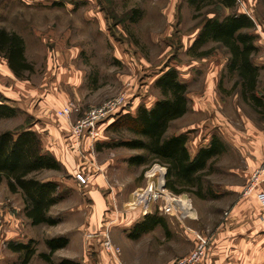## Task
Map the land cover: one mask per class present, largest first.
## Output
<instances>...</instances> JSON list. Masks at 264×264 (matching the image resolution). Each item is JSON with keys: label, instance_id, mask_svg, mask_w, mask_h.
I'll return each mask as SVG.
<instances>
[{"label": "rangeland", "instance_id": "374dc122", "mask_svg": "<svg viewBox=\"0 0 264 264\" xmlns=\"http://www.w3.org/2000/svg\"><path fill=\"white\" fill-rule=\"evenodd\" d=\"M238 1L237 9L248 13L256 24L258 51L254 61L261 67L258 93L264 95V0ZM98 5L104 10L106 22L102 30L86 15L89 8ZM133 9H138L135 20L131 18ZM216 10V6H206L195 18V10L187 0H0V28L18 32L27 43V58L34 70L25 72V80L39 85L44 78L48 79L50 70L52 76L58 77L57 93L64 94L74 104L73 114L77 119L91 107L122 94L126 97L125 107L133 113L139 105L151 107L162 97L154 81L168 66L177 68L180 79L188 83L189 111L172 122L169 133L189 131L188 145L192 152L207 145L214 134L226 142V149L212 160L205 173L212 196L202 199L181 193L192 199L195 218L183 221L185 232L178 222L170 221V252L189 250V239L195 231L212 234L218 223L229 216L232 204L244 197L242 192L250 172L264 155V112L246 102L239 88L234 86L236 76L226 69L227 50L209 42L203 46L209 51L203 57L188 52L204 17L213 15ZM72 73L80 74L76 84L70 83ZM29 117L20 112L0 119V131L14 129L27 119L28 122L33 120ZM111 117L99 125L103 142L134 137L127 131H109L107 127L116 114ZM138 153L141 151L126 147H105L98 154L101 161L112 159L110 181L123 188L117 194L119 205L127 200L130 191L145 185L147 171L161 165L154 162L132 166L127 159ZM53 173L44 171L40 176L48 178ZM65 187L61 184L62 189ZM78 194L69 191L71 198L51 208V215L63 221L61 225L34 226L24 213L21 196L11 193L5 182L1 183L0 264H53L40 256L42 252H49L45 240L53 236L73 235L74 247H77L79 231L75 225L81 219L75 214L80 213V209H67L66 204L70 200L79 201ZM121 210L125 216L131 214L126 208ZM152 213L168 217L156 206ZM118 226L121 225L109 226L111 240L126 245L127 240L120 235L131 237L132 228ZM161 226L156 237L166 233ZM105 228L103 226L99 232H104ZM11 241L29 243V250H34V254L27 263L24 262L25 252H15L8 247ZM66 253L64 249L56 251L52 255L53 262L58 263Z\"/></svg>", "mask_w": 264, "mask_h": 264}, {"label": "trees", "instance_id": "16d2710c", "mask_svg": "<svg viewBox=\"0 0 264 264\" xmlns=\"http://www.w3.org/2000/svg\"><path fill=\"white\" fill-rule=\"evenodd\" d=\"M187 1L195 10V18L200 16L206 6L212 5L218 9L213 15L204 17L188 52L203 57L209 53L203 49L209 42L224 47L228 53L226 69L236 76L234 86L239 88L240 96L260 112H264V95L258 93L261 67L254 61L258 45L253 18L237 9L238 0ZM228 9L230 12L225 13ZM136 14L138 9H133L132 20H135ZM0 56L6 59L19 79H27L25 72L34 70L26 56V41L16 31L0 28ZM154 85L160 89L162 97L151 107L139 105L134 113L124 107L107 127L115 133L127 131L134 137L115 138L109 142L98 143L96 147L98 150L102 146L140 150L141 153L127 159L129 164L142 166L158 162L166 169L165 185L168 189L176 194L187 192L206 199L213 193L212 187L206 185L205 173L212 160L224 152L226 142L214 134L207 145L192 152L188 145L189 131L169 133L172 122L189 111L188 83L180 79L177 68L168 66L155 79ZM20 112L21 109L9 99L1 97L0 119L14 117ZM32 124L33 120L28 122L27 119L24 124L14 129L0 131V184L5 182L11 193L21 196L24 213L32 225L55 226L61 219L51 215L50 210L67 196L68 191L61 188L59 181L42 178L40 174L48 170L64 169L56 156L45 149L40 133ZM157 225L165 226L164 218L157 213L148 214L142 221L134 224L130 236L138 238ZM45 243L49 252H42L40 256L55 264L52 255L66 247L69 238L64 235L53 236L47 238ZM29 246V243L13 241L8 244L15 252H25V263L34 254ZM56 264L81 263L63 258Z\"/></svg>", "mask_w": 264, "mask_h": 264}, {"label": "crops", "instance_id": "0c3cea01", "mask_svg": "<svg viewBox=\"0 0 264 264\" xmlns=\"http://www.w3.org/2000/svg\"><path fill=\"white\" fill-rule=\"evenodd\" d=\"M86 15L96 21L100 26L98 29H103L106 22L104 10H101L99 5L97 8H89ZM70 75V83L79 80L80 74ZM51 76L49 70L48 79L44 78L43 83L39 85L19 79L10 69L6 59L0 56V100L1 97L9 99L21 112L33 117V128L40 133L45 149L52 152L62 163L64 170H48L54 172L48 179L64 184L67 191L79 193V201L70 200L66 204L67 209H80V213L75 215L81 220L78 224L74 222L75 229L79 231L76 238L79 244L74 247V236H68L69 243L62 248L67 251L64 257L81 264H175L177 259L193 249L195 236H190L189 250H177L172 247L173 251L170 252V221L178 222L185 232L184 222L174 216L167 215L168 217L164 218L166 225L162 226L167 234L161 233L156 237L160 226L157 225L138 238L120 235V238L127 240L126 245L112 240L114 245L120 248V254L117 256L104 249V233L99 232L103 226L108 231L110 225L118 223L121 225L119 228L128 229L142 221L144 216L139 211H133L129 216L122 212L121 209L126 208L133 190L127 200L119 205L117 194L123 188L114 186L110 181L112 159L101 161L98 158V154L105 150V147L102 146L98 150L96 145L102 143L103 138L94 140L84 136L82 140L77 141L72 134L73 124L77 120L74 112L68 118L57 115V110L70 102L64 94L57 93L58 77ZM197 149H194V152ZM77 172H83L89 177L87 184H81L76 179ZM69 191L58 205L72 197ZM230 208L229 216L219 222L212 232L207 254L199 264H264V208L261 203L256 195L252 194L239 197ZM104 220L109 221L102 223ZM62 223L63 221L55 226Z\"/></svg>", "mask_w": 264, "mask_h": 264}, {"label": "built area", "instance_id": "2783aa9c", "mask_svg": "<svg viewBox=\"0 0 264 264\" xmlns=\"http://www.w3.org/2000/svg\"><path fill=\"white\" fill-rule=\"evenodd\" d=\"M126 105L125 95H119L110 99L100 106L91 107L84 115L77 119L73 124L72 134L77 141L82 140L84 136L91 139H98L101 136L99 125L114 114L119 113ZM74 104L68 105L57 110L59 117L68 118L74 111ZM151 171L145 173L147 180L145 185L136 188L131 193V198L126 205L127 211L133 212L139 210L141 215L146 216L152 212L153 207L163 214L176 217L183 222L186 218H195V207L192 199L185 194H176L165 185V167L157 165ZM76 179L81 184H87L89 177L83 172L76 173ZM243 196L255 194L262 207L264 208V155L260 164L255 167L249 175L248 182L245 185ZM103 247L112 255H119L120 248L114 245L107 231L104 230ZM90 236V235H89ZM195 243L193 249L185 256L176 260L175 264H199L206 256L210 242L211 234L201 231H195Z\"/></svg>", "mask_w": 264, "mask_h": 264}]
</instances>
